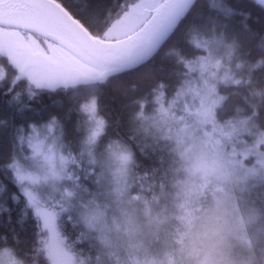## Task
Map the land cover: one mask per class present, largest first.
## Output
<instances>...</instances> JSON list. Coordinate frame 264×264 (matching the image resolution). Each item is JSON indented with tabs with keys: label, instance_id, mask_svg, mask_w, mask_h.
<instances>
[{
	"label": "snow or ice",
	"instance_id": "snow-or-ice-1",
	"mask_svg": "<svg viewBox=\"0 0 264 264\" xmlns=\"http://www.w3.org/2000/svg\"><path fill=\"white\" fill-rule=\"evenodd\" d=\"M161 57L166 64L157 66ZM0 58V195L17 204L23 197L18 223H33L26 241L14 229L0 236V264H20L32 251L71 264L58 220L83 206L86 184L124 159L109 135H119L120 122L105 113L103 90L134 74L137 83L116 89L125 110L137 105L148 119L151 104V119L164 122L181 106L188 112L190 100L200 103L196 115L210 113L218 87L242 83L233 65L247 67L250 80L264 77V0H0ZM170 65L183 68L175 84ZM53 95L65 97L63 116L22 100ZM3 211L10 224L11 210ZM100 216L92 210L88 222Z\"/></svg>",
	"mask_w": 264,
	"mask_h": 264
},
{
	"label": "clouds",
	"instance_id": "clouds-1",
	"mask_svg": "<svg viewBox=\"0 0 264 264\" xmlns=\"http://www.w3.org/2000/svg\"><path fill=\"white\" fill-rule=\"evenodd\" d=\"M252 108L228 121L225 139L255 129L254 142L230 152L218 143L212 163L140 173L135 151L120 143L112 211L99 223L81 214L94 243L80 248L77 237L68 246L71 264H264V128L259 106ZM34 252L18 257L20 264H32Z\"/></svg>",
	"mask_w": 264,
	"mask_h": 264
},
{
	"label": "trees",
	"instance_id": "trees-1",
	"mask_svg": "<svg viewBox=\"0 0 264 264\" xmlns=\"http://www.w3.org/2000/svg\"><path fill=\"white\" fill-rule=\"evenodd\" d=\"M74 2V0H65V3ZM208 0H201L202 5H206ZM175 43V41L173 42ZM190 54V53H189ZM4 62L0 59V63ZM154 63L157 66H164L166 64L163 57L158 58ZM175 72L178 74L175 78L169 81L170 84H175L182 77L179 75L183 72L182 66H174ZM233 71L237 79H240L242 83L238 86H220L217 93L223 97L216 107L215 115L220 122H228L231 119H238L241 116L248 115L253 111L252 105L259 106V125L264 128V77L260 72H256L252 78L251 83L249 80V69L247 67L242 70L235 69L233 65ZM135 75H129L121 78L120 81L114 82L103 90L102 104L104 105V111L110 115L113 120H118L119 135L115 136L110 130V137L112 139H118L119 142L124 145L130 146L136 153V161L138 166L135 171L143 173L146 170L152 171L154 168L158 169L157 175L160 172L165 171L170 166H178V160L175 152L172 148V143L169 139L163 138L158 135L149 125V118L145 119L141 117L136 119L135 115L139 111L137 105H131L126 110L123 108L125 103L121 93L117 91L118 86L128 87L137 83ZM150 81H145L141 84L142 88L147 89ZM257 90L259 91V97L257 96ZM139 95V93H136ZM11 99V97H7ZM23 103L29 105L30 108H47L49 112L53 114L63 116L67 111V102L62 95L43 96L37 100L29 101L26 96L22 97ZM153 110L151 104L145 109L144 114H149ZM76 119V117H73ZM253 134L249 138L253 139ZM84 167H87L86 158ZM4 179L3 175H0V180ZM7 184V181H5ZM100 184V183H99ZM99 184H86L88 192L83 194V201L89 200L99 196L101 190ZM8 191H14L9 188ZM0 206L11 210V223L9 224V212H0V236H10L11 229L15 230L20 241H26L31 238L33 223L31 217L25 220L24 224L18 223L21 216V209L23 208V197L19 204L13 203L6 192L0 195ZM58 226L61 229L63 235L67 237V247L77 237L80 238V248L88 249L90 243H94L93 235L87 234V230L81 223V218L76 211H74L65 222L58 220ZM264 231V228L261 229ZM83 233V236H81ZM87 237V238H86ZM34 259L32 264H48L49 257L46 251H35L33 253Z\"/></svg>",
	"mask_w": 264,
	"mask_h": 264
},
{
	"label": "rangeland",
	"instance_id": "rangeland-1",
	"mask_svg": "<svg viewBox=\"0 0 264 264\" xmlns=\"http://www.w3.org/2000/svg\"><path fill=\"white\" fill-rule=\"evenodd\" d=\"M41 47H46L41 44ZM1 59V58H0ZM220 95L217 93L215 99L217 103L211 108V112H201L196 115L197 109L200 108L199 101L195 102L193 106L189 100V111L185 112L181 109L174 110V119H169L167 121H154L151 117L154 115L152 110L151 113L145 114V117L149 118L150 127L161 137L167 138L171 141L172 148L178 160V165L183 163H212L217 159V145L218 143H223L225 145V151L230 152L234 149H242L247 144H252L255 140V135L253 139L249 138L252 134H237L231 138V143L225 139V136L231 133L232 129L228 127V122H220L215 115L216 107L220 102ZM121 143V142H120ZM123 144V143H122ZM103 148L97 150L96 156L98 161H103L101 153ZM178 153L182 154L184 159L181 160ZM247 163L251 164L252 160H248ZM117 164L112 163L111 171H107L104 179L100 182V194L95 198H91L86 201H80L83 205L78 207L75 211L81 218V214L87 211L90 213L92 210H97L101 213L98 222H102V214L109 213L112 211V189L115 187ZM89 201H94V203L89 204ZM60 231L61 239L65 242V236L63 235L61 229ZM66 249L68 247L65 242ZM34 264V263H33ZM53 264V260L49 258V263Z\"/></svg>",
	"mask_w": 264,
	"mask_h": 264
}]
</instances>
